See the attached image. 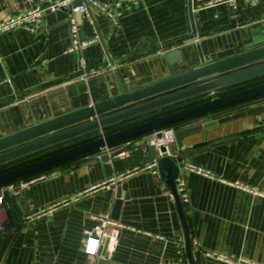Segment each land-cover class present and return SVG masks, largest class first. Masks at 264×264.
Returning a JSON list of instances; mask_svg holds the SVG:
<instances>
[{
  "label": "crops",
  "instance_id": "1",
  "mask_svg": "<svg viewBox=\"0 0 264 264\" xmlns=\"http://www.w3.org/2000/svg\"><path fill=\"white\" fill-rule=\"evenodd\" d=\"M35 1L41 0H0V19L27 11ZM102 2L109 12L118 10V0ZM91 10L82 17V39L100 36L103 43L97 39L87 48L86 65L94 70L88 79L80 75L79 53L71 51L67 9L47 11L36 34L24 28L0 34V137L118 95L114 71L131 90L203 65L198 46L209 63L264 45V0H237L235 10L228 4L203 9L196 34L189 0H144L125 7L118 22L100 7ZM174 49H181L186 61L171 67L165 54ZM261 83L264 77L127 120L112 130ZM263 103L261 97L187 123L204 124ZM244 128L249 130L242 132ZM99 135L6 163L0 173ZM147 138L116 147L125 152L121 178L118 173L107 177L96 152L10 184L19 222L0 220V264H97L103 246L91 256L82 245L83 230L94 225L92 214H110L121 225L110 228L118 238L116 247H107L110 264H190L173 190L159 167L145 168L149 160L141 146ZM174 145L180 163L211 174L186 171L179 163L189 201L178 195L195 264H231L214 253L264 264V196L258 194H264V111L187 134Z\"/></svg>",
  "mask_w": 264,
  "mask_h": 264
},
{
  "label": "water",
  "instance_id": "2",
  "mask_svg": "<svg viewBox=\"0 0 264 264\" xmlns=\"http://www.w3.org/2000/svg\"><path fill=\"white\" fill-rule=\"evenodd\" d=\"M87 10L89 15L92 14L89 5L87 6ZM199 14L200 12H193L192 0H189L190 21L195 34L198 29L197 20ZM77 17L82 30V14L77 13ZM88 39L83 35V40ZM99 39L103 43L100 36ZM198 48L203 63L201 66L131 90L126 88L118 72L114 71L120 89L118 95L0 137L1 166L95 133L100 134L95 139L85 141L0 173V189H2L4 196L0 220L7 217L17 224L19 222L13 203V197L16 195L15 190L8 189V186L12 183L100 151L105 152L101 157V161L107 177L113 178L114 173H118L120 174L119 178H121L124 172L121 156H124L125 152L124 149H116L120 144L151 133H156L160 136L163 128L172 125L177 126L176 137L180 143L182 137L187 134L203 130L218 123L231 121L247 114L256 115L264 111L263 103L204 124L194 125L187 123L194 118L264 97V83H261L228 94L213 96L209 100L110 132L114 127L123 124L127 120L139 118L140 116L151 114L152 112L190 99L203 97L221 91L224 88L264 77V45L209 63H204L203 54L199 46ZM105 52L109 57L106 48ZM84 56L87 59V49L84 51ZM165 58L171 67L180 66L186 61L181 49L168 51L165 54ZM111 62L113 61L111 60ZM247 130L249 129L244 128L242 132H246ZM172 148L174 150L177 149L175 145ZM141 149L144 151L147 160L151 161L156 158L157 151L149 142H145L141 146ZM161 151L165 152L166 148L162 147ZM180 161V158L177 159L164 153L158 158V167L163 180L173 190L178 203L185 231L186 253L189 263L195 264L190 234L176 187ZM69 170L67 169V171ZM120 189L119 186L118 197L122 196ZM17 205L19 204L17 203ZM107 247L108 240L103 245V250L97 264H110V260L106 258Z\"/></svg>",
  "mask_w": 264,
  "mask_h": 264
},
{
  "label": "built area",
  "instance_id": "3",
  "mask_svg": "<svg viewBox=\"0 0 264 264\" xmlns=\"http://www.w3.org/2000/svg\"><path fill=\"white\" fill-rule=\"evenodd\" d=\"M144 2V0H118L116 6L118 10L116 12H109L108 5L103 3L102 0H41L40 2L35 1L31 7L18 15L0 19V34L6 33L18 28H24L34 34H36L40 28L41 20L47 11H56L59 9H67L69 11V32L72 41L71 51L79 53L80 55V75L83 79H88L94 70L89 69L86 65V59L84 56V51L94 43L99 37L89 38L88 40L82 39L81 25L78 21L77 13H81L82 17L88 14L87 6L90 7H100L104 12L114 19L116 22L123 15V9L125 7L131 6L132 4ZM220 4H228L232 9H237V0H192V10L193 12H200L203 9L214 7ZM176 131L177 126H167L161 130L160 136L156 133H151L148 135L147 142L154 146L158 156H162L167 153L170 156L178 157V153L175 155V150L172 146L176 142ZM165 147L166 151L162 152L161 148ZM104 151L97 152V157L101 160ZM158 158L149 161L145 168L156 169L158 167ZM180 167L186 171L195 172L204 176H211L210 172L202 167L180 163ZM26 187L27 183L24 182L21 185ZM176 186L178 193L181 196L182 202H188L189 196L187 192L186 182L181 175L176 178ZM264 196L263 193H258ZM4 196L0 195V207L3 204ZM91 219L94 221V225L90 228H85L83 230L82 245L85 253L91 256H96L101 252L102 246L108 240V244L111 247H116L118 244V238L115 234L110 232V228L113 226H121L116 220H114L110 214H92ZM218 259L231 264H262L245 257H232L224 254H213ZM186 264V263H180Z\"/></svg>",
  "mask_w": 264,
  "mask_h": 264
},
{
  "label": "trees",
  "instance_id": "4",
  "mask_svg": "<svg viewBox=\"0 0 264 264\" xmlns=\"http://www.w3.org/2000/svg\"><path fill=\"white\" fill-rule=\"evenodd\" d=\"M113 130H111L110 132H112Z\"/></svg>",
  "mask_w": 264,
  "mask_h": 264
}]
</instances>
